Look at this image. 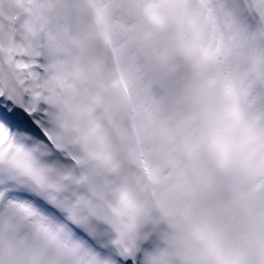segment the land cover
I'll return each instance as SVG.
<instances>
[{"label": "snow or ice", "instance_id": "snow-or-ice-1", "mask_svg": "<svg viewBox=\"0 0 264 264\" xmlns=\"http://www.w3.org/2000/svg\"><path fill=\"white\" fill-rule=\"evenodd\" d=\"M0 264H264V0H0Z\"/></svg>", "mask_w": 264, "mask_h": 264}]
</instances>
